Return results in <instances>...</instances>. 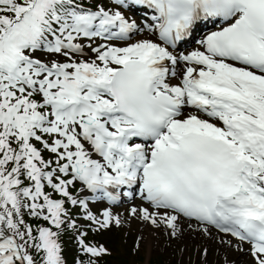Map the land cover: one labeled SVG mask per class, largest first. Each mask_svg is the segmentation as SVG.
Here are the masks:
<instances>
[{"label":"snow or ice","instance_id":"6c2138e0","mask_svg":"<svg viewBox=\"0 0 264 264\" xmlns=\"http://www.w3.org/2000/svg\"><path fill=\"white\" fill-rule=\"evenodd\" d=\"M125 202L264 264V0H0V264H102Z\"/></svg>","mask_w":264,"mask_h":264},{"label":"rangeland","instance_id":"374dc122","mask_svg":"<svg viewBox=\"0 0 264 264\" xmlns=\"http://www.w3.org/2000/svg\"><path fill=\"white\" fill-rule=\"evenodd\" d=\"M120 214V212H118ZM121 215V214H120ZM122 217H124L126 219V223L123 224L121 227H119L118 229L123 230L124 232H129L132 233V236H136L137 237V242H139V246H140V251L142 252L143 256L145 257V261L143 262V264H147V261L149 260V257L151 256H155L160 254L162 256V258H164V261L166 264H171L172 261V252L173 249H175L174 245H176L177 249H180L182 245H186L187 249H189V246L191 245V243L193 244H198L200 242L203 241V238L201 235H199L198 233H191V234H187L184 233L180 238L181 240H174V237L171 236V243H169V239H165L163 240V244L161 246L162 250L160 251H153V253L150 250V244L151 242L148 240L146 234H145V230L147 229L145 223H143V221L139 220V219H129L126 218L125 216L121 215ZM157 232H154V234H160V232H158L159 228L155 229ZM165 236L167 235V231L164 229V231H162ZM207 243L211 246L210 248L213 249V257H221L223 256V259L225 257V255H228L229 260H236L237 257L235 255V251L231 250V251H226V249H224L223 246H221L218 242V240H214L213 242L210 239L206 240ZM162 243V242H161ZM207 243L204 244L205 247H207ZM152 245V244H151ZM220 248V249H218ZM155 250V248H154ZM230 250V249H228ZM180 258H183L185 255H187V250H185V252L182 254V250H180ZM133 264V262H132ZM181 264H185V259L182 260Z\"/></svg>","mask_w":264,"mask_h":264},{"label":"bare ground","instance_id":"6f19581e","mask_svg":"<svg viewBox=\"0 0 264 264\" xmlns=\"http://www.w3.org/2000/svg\"><path fill=\"white\" fill-rule=\"evenodd\" d=\"M153 242H158V240L157 239H151Z\"/></svg>","mask_w":264,"mask_h":264}]
</instances>
